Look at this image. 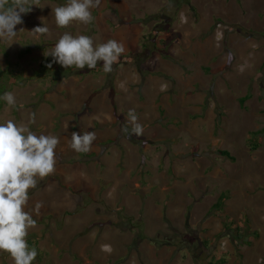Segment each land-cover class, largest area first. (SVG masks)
Returning a JSON list of instances; mask_svg holds the SVG:
<instances>
[{"label": "crops", "instance_id": "obj_1", "mask_svg": "<svg viewBox=\"0 0 264 264\" xmlns=\"http://www.w3.org/2000/svg\"><path fill=\"white\" fill-rule=\"evenodd\" d=\"M178 2L183 3L176 16L177 21L162 14L163 22L157 24L160 28L151 49L144 47L143 51L142 46L153 33L150 31V26L153 25H148L145 30L141 27L129 28L113 38L121 39L120 42L126 49L123 54L131 56L133 61L115 63L111 74L105 73L103 69L93 76L90 73L76 74L69 80L74 82L69 93L66 89L70 85L64 86L65 90L61 91H66L68 96L73 95L74 89H81L80 86L85 87L80 90L84 91L86 82L102 87L100 94L93 95L91 105L84 110H81L77 98H60L61 109L67 114L62 119V130L68 133L76 131L81 135L83 131H94L95 146L92 145L90 152L95 153L85 156L71 149L70 142L60 143L57 162L65 164L60 170L56 169L50 179L40 183V190L54 196H77L79 191H84L96 198L104 197L105 203L121 206L130 212L129 219L146 218L148 229L144 230V238L138 235L135 227H129V223L118 217L112 218L113 224L102 228L93 226L87 232L86 239L71 237V246L60 244L57 247L55 244L53 250H49L50 255L53 253L51 264H205L201 258H204V253L208 254L207 251H190L191 244L160 247L151 241L158 234L161 223L166 224L165 228L169 229L166 221L173 222L180 217L183 219L192 210L195 215L201 208L205 209L204 216L201 219L192 216L195 223L193 226L201 222L199 226L202 233L213 238L217 244L223 238L220 237L222 233L232 234L225 249L220 251L216 246L214 253L209 252L212 253L215 264H257L258 258L264 257V168H252L255 160L251 157L249 163L245 162L249 164L248 172L245 169L242 172L232 164L235 161L234 155L229 153L228 157L221 153L229 151L221 147L222 139H218L219 115L215 111L221 98L225 104L228 101V84L232 83L231 66L235 60L232 55H237L240 59L245 54L250 56L248 65L256 83L260 82L258 70H264V53L253 54L251 46L254 45V39L236 37L231 32L226 37V41L231 43L228 47L216 43L215 21L232 19L230 1ZM213 5L216 6L213 8ZM158 11L147 9L146 12L147 15H152ZM166 14L173 13L171 11ZM122 19L129 22L126 17L120 18L122 25ZM150 21L152 20L149 23ZM155 50L158 53L155 54ZM142 51L145 55L143 58ZM106 80L109 82L107 86ZM162 85L166 86V91H160ZM245 96L252 100L248 104L252 120L260 118L264 114V94L262 96L261 88L256 83L251 94L246 92ZM207 104L211 105L210 108H206ZM129 109H135L147 136H152L150 129L154 127L161 132V120L174 110L176 121L183 126H166L168 135L185 129L192 134V138L198 139L190 143L194 150L189 149V154L175 155L170 159L169 156H163L143 160L137 150L139 142L135 135L126 139L127 135L119 145L101 150L102 147L97 143L103 145L117 137L120 123L126 124V117L121 114H126ZM75 111L80 114L85 112L78 117V121H75L76 117L73 115ZM65 122H68V127ZM51 125L55 128L58 124ZM125 126L130 128V125ZM168 135L162 136L169 139ZM206 147L211 151H207ZM178 152L182 153V150ZM96 154L98 158L93 159ZM132 157L138 161H132ZM142 163L149 167L146 172ZM143 173L149 174L152 188L142 190L140 181ZM188 194L193 195L194 199L187 200ZM74 196L69 202L72 209L78 207V200ZM58 208L59 206H52L51 209ZM75 217L78 218L79 215ZM86 223L88 227L89 220L75 224L80 227L79 232ZM107 239L116 241L115 246H110ZM41 240L38 242L41 243ZM132 244L137 246L131 251L129 246ZM104 245L111 248L110 253L102 251ZM67 248L70 250L67 251ZM61 251L67 252L63 254Z\"/></svg>", "mask_w": 264, "mask_h": 264}, {"label": "rangeland", "instance_id": "obj_2", "mask_svg": "<svg viewBox=\"0 0 264 264\" xmlns=\"http://www.w3.org/2000/svg\"><path fill=\"white\" fill-rule=\"evenodd\" d=\"M178 1L182 0H102L100 7L91 9L94 17L91 24L85 25L74 21L68 27L60 28L55 23L52 7L66 5L67 0H39L40 6L32 5L31 11L22 14L23 23L16 26V30L18 31L17 36L12 41L0 39V97H2L5 92H12L16 99L15 107L8 106L5 100L0 99V123H6L8 120H12L17 125H24L37 135H53L59 137L60 143L70 142L72 132H65L61 128L62 119L67 117V114L63 113L60 100L77 98V102H80L79 104H81V110L89 108L93 95L100 94L102 88L101 85L93 86L86 82L84 84L86 89L80 91L85 87H81L76 83L80 86L79 88H81L78 90L80 92L74 89L73 95L68 96L66 91L69 93L71 85H74V82H69V80H72L71 77H74L76 74L83 75L90 73V76L98 75V71L103 69V64L102 62H98V70L96 71L89 69V72H86V70H88L87 67L83 70H79L74 66L67 69L62 67L66 71H55L61 69V65L54 62L50 55H45V52H50L55 45H50V43H56L61 35L68 32L73 36L81 34L91 36L94 40V46H96L109 39H114L113 36L119 35L122 31H128L129 28L135 27L136 29H139L141 27V29L145 30L147 26L151 24L153 26H150L152 27L150 31L153 33L148 36V41L145 43L143 42L142 46L143 51L144 47H146V49H151L153 39L157 34V30L160 28L157 24L163 22L161 19L162 14L171 18V20L173 18L177 21L178 18L176 16L180 13V7L183 3H179ZM206 1L215 2L218 0ZM227 1L231 2L230 6L231 13L233 12V17L228 21L224 19L215 21L216 23L219 21L223 22V24L228 26L223 39L218 42L216 40V43L220 46H223L224 44V46L228 47L231 43L230 41H226V37L227 34L231 32V35L233 34L236 37L243 36L246 38H253L255 42L253 43L254 45L251 46L252 53L263 55L264 0ZM215 6L216 5H213V8ZM147 9L150 11H159L157 14L153 13L152 15H147ZM171 11L173 14H166ZM138 16H141V19H138ZM151 16L155 17L150 19ZM119 17H126V20L129 22L127 23L122 19L124 22L122 25ZM146 19H148V22ZM149 20L152 21L149 23ZM164 24H166V22ZM43 26H46L49 29L48 33L39 34L32 31L36 27ZM255 30L261 33H256L257 31ZM115 40L118 42L121 41V39L116 37ZM143 51L141 52L142 58L145 56ZM156 51L157 50L153 52L156 54L158 53ZM227 51L230 53V49ZM234 53L233 50V54ZM232 56L235 57V60L233 61V66H231L232 73L230 74V78L232 79V83L230 84L228 82L229 90L227 95L229 97L226 96L228 101H226L225 104V102H222L221 98L217 109H215L219 115L217 136L219 137L218 139H222L221 147L228 150L231 155L235 156V161H232V164L236 169L240 171L245 169L248 172V161L251 157L254 158L252 160H255L252 163V168H264V162L262 163V161H264V114H262L260 118L255 117L252 120V113L250 111L251 107H248V104H251L249 101L252 100L251 98H246L245 93L247 92V94H251L253 85L257 83L258 87L261 88L263 96L264 70L262 68L261 70H258L260 82L256 81L255 83V77L252 76V70L248 65L250 56L245 54L241 59L237 55ZM50 63L52 65L51 68L48 67ZM41 64H44L46 68L44 67L42 70ZM113 67L115 66L113 65ZM38 68L41 70V74H39V71H35ZM37 75L38 77H36ZM65 85H70V87H68V90L66 89V91H61L65 90ZM105 85H109V82L107 81ZM222 87H224V85H222ZM89 89H91V93L89 92ZM81 95L84 96V99ZM262 101L264 108V98ZM223 105L227 107V109ZM210 106V104H207L206 108H210ZM33 113L35 114V123L30 122L31 114ZM84 113L85 112H82L80 114L78 111H75L73 114L76 117L75 121H78V117ZM121 115L125 116L126 114L122 113ZM176 117L174 110H171V114L165 116V119L160 122L162 128L159 130L161 132L157 131L156 127H154V129H150L152 136H147L144 131L143 136L136 137L139 142L137 143V150L140 152L143 160H152L163 156H169L170 159L175 157V155L180 156L181 154H189L190 151L194 150L190 143L192 141L196 142L198 139L195 140V138H192V134L185 131V129H180L181 135L180 133L174 132H170V135H168L169 133L167 132L168 129L166 126H174L175 128L183 126L182 123L176 121ZM88 118L89 113L86 114V121H88ZM66 119L68 120V118ZM53 123L58 125L54 128L51 125ZM67 124L68 122H65V126ZM121 126L122 123H120V128ZM120 133V139H118V137L114 138L116 139V142L113 141L114 143L109 140L104 142L103 145L100 143L97 144L102 147L101 150H106L108 147H115L123 141L122 132ZM164 134L168 135L169 139L167 136H162ZM126 136L127 134L125 137ZM128 138L129 137L127 136L126 139ZM206 149L207 151H211L209 147H206ZM179 150H182V153H179ZM55 151L56 159H58V157H60L59 150L56 149ZM135 154L137 155L138 153L136 152ZM227 156L229 157L228 154ZM97 158V154L94 155L93 159ZM131 159H133L132 161L134 162L138 161L135 157H132ZM63 164H65V162H56V169L60 170L63 167ZM142 167L145 172L149 168L143 163ZM50 178L51 175L42 180H38L37 187L29 190L30 200L26 210L30 211L33 218L37 221V227L29 230L27 238H33L37 242L39 239H42L40 241L41 243L38 242V255L36 260L33 261V264H51V255L53 253L50 255L49 250H53L55 244L57 247L60 244L71 246V237H83L86 239L87 232H89L93 226H98L99 228H102V226H108L109 224H113L111 219L116 217L122 219L125 223H129V225H131L129 227H135V230L137 229L139 232L138 235L141 238H144V230L148 229L146 218L140 217V219H137L134 217L133 219H129V211L122 209L121 206L116 204L114 205L110 202L105 203L104 197L90 198L81 193L77 196L70 194L54 196V194L40 190V183L46 182V180ZM149 178L148 173H143L141 176L140 182L143 186L142 190L152 188ZM122 188H124V186ZM73 196L78 200V207L75 209H72L70 207L71 204H69L70 199ZM187 196V200L194 199L191 194H188ZM94 199L95 201H93ZM161 200L163 201L164 199L162 198ZM37 202H42L39 215H36V213L32 211ZM90 205L96 206L89 207ZM52 206H59V208L53 210L51 209ZM204 213L205 209L201 208L199 211H196V216L192 210L188 215L184 216L183 219L180 217L173 222L168 220L166 223L168 224L169 229L165 228L166 226L164 225L166 224L161 223L158 234L153 236L154 238H152L151 241L155 242L157 246L159 245L160 247L165 245L182 247L191 244L190 251L192 249L197 252H199V250L207 251L208 254L206 255L204 253V258H201L205 264H215V260L211 257L212 253L215 252L216 246L220 251L225 249L228 240L232 239V234L222 233L220 237L223 238L218 241V244L214 242L215 240L213 241V238L203 234L201 227L199 226L201 222H199L198 225L193 226L195 223L192 216L201 219L202 216H204ZM240 214L242 213L240 212ZM75 215H79V217L77 218ZM76 218L78 219L77 221ZM87 220L90 221L89 226L87 227V223L83 224L81 227L82 231L79 232L80 227L75 224H80L85 221L87 222ZM154 224L157 225V223ZM174 232L180 234L179 237L182 236V240H176V237L173 238ZM107 241L110 246H115L116 241L114 242L113 239H107ZM204 241L207 243L204 244ZM224 241L226 242L225 245L222 243ZM67 242H69V244H67ZM136 246V244H132L129 246V249L132 251ZM68 250L70 249L67 248V251ZM210 251L212 252L211 254H209ZM61 253H63V251H61ZM0 264H14V261L8 253L0 251ZM196 264L200 263L196 262Z\"/></svg>", "mask_w": 264, "mask_h": 264}, {"label": "clouds", "instance_id": "obj_3", "mask_svg": "<svg viewBox=\"0 0 264 264\" xmlns=\"http://www.w3.org/2000/svg\"><path fill=\"white\" fill-rule=\"evenodd\" d=\"M102 0H67L66 5L52 7L55 23L60 28H66L74 21L88 25L94 20L91 9L98 8ZM32 5H38L39 0H0V39L12 41L17 36L16 26L23 23L22 14L31 11ZM216 25V24H215ZM35 33L46 34V26L36 27ZM11 45V44H10ZM122 42L109 39L94 46V40L88 35L73 36L65 32L60 36L50 52L53 61L65 69L75 67L92 70L98 62H102L103 71L110 73L113 65L125 52ZM52 67L51 63L48 65ZM162 85L160 91H166ZM0 99L10 107L16 106L12 92H5ZM126 125L122 131L131 138L132 135L143 136L144 127L139 122L135 109H129L125 115ZM31 123H35V114H31ZM68 127V125H66ZM96 140L94 131H73L70 147L77 153H88ZM60 139L53 135H37L24 125H17L8 120L0 123V251L8 253L14 264H33L38 252L30 248L27 242L29 230L37 227L28 208L29 190L37 187L42 180L56 171V149ZM42 202H37L32 209L40 214ZM102 251L111 252L107 245ZM257 264H264V257L258 258Z\"/></svg>", "mask_w": 264, "mask_h": 264}, {"label": "trees", "instance_id": "obj_4", "mask_svg": "<svg viewBox=\"0 0 264 264\" xmlns=\"http://www.w3.org/2000/svg\"><path fill=\"white\" fill-rule=\"evenodd\" d=\"M159 15V14H158ZM155 16H151L150 17V19L151 18H154ZM255 31H257V30H255ZM259 31H257L256 33H258ZM259 33H261V32H259ZM53 44H55L54 42H51L50 43V45H53ZM121 62V61H125V62H127V61H132V58H131V56H129V55H125V54H122L121 55V57L119 58V60H118V62ZM117 62V63H118ZM41 67H42V70L44 69V64H41ZM46 68V67H45ZM58 70H62V71H66L65 69H63L62 68V66H61V69H57V70H55V71H58ZM92 70H98V67L96 66V68H94V69H92ZM36 72H38L39 71V74H41L42 72H41V70H39V68L38 69H36L35 70ZM61 71V72H62ZM86 72H89V69L88 70H86ZM36 77H38V75L36 76ZM3 95V94H2ZM125 123H122V126H121V128H120V131H119V135L117 136L118 137V139H120V136H121V133L120 132H122V137H125V133L122 131V128L123 127H125ZM112 141V143H114V142H116V139H113V140H111ZM114 141V142H113ZM95 152H88V153H83V155H85V156H90V155H93ZM221 153H223V154H225V155H229L230 156V154H229V152H227V151H222ZM79 193H81V194H85L87 197L89 196L90 198H93V196H92V194H90V193H88V192H84V191H79L77 194H79ZM93 201H95V199L93 200ZM98 201V200H97ZM217 206H219V205H217ZM79 209H81V208H79ZM179 235L180 234H176L175 232L173 233V238H175L176 240L178 239V240H182V236H180L179 237ZM27 242H28V244H29V247L30 248H32V247H35L36 248V250H37V241L36 240H34L33 238H27ZM207 242L206 241H204V244H206Z\"/></svg>", "mask_w": 264, "mask_h": 264}, {"label": "built area", "instance_id": "obj_5", "mask_svg": "<svg viewBox=\"0 0 264 264\" xmlns=\"http://www.w3.org/2000/svg\"><path fill=\"white\" fill-rule=\"evenodd\" d=\"M228 29V26L223 24V22H217L215 25V39L218 41L222 40L225 34V31ZM223 245L226 244V242H222Z\"/></svg>", "mask_w": 264, "mask_h": 264}]
</instances>
